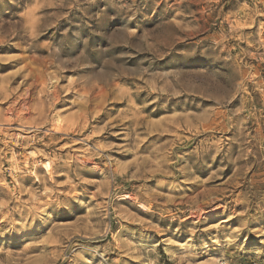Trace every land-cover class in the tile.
<instances>
[{
	"label": "rangeland",
	"instance_id": "obj_1",
	"mask_svg": "<svg viewBox=\"0 0 264 264\" xmlns=\"http://www.w3.org/2000/svg\"><path fill=\"white\" fill-rule=\"evenodd\" d=\"M264 264V0H0V264Z\"/></svg>",
	"mask_w": 264,
	"mask_h": 264
},
{
	"label": "built area",
	"instance_id": "obj_2",
	"mask_svg": "<svg viewBox=\"0 0 264 264\" xmlns=\"http://www.w3.org/2000/svg\"><path fill=\"white\" fill-rule=\"evenodd\" d=\"M218 264H229V263L227 261H225V260H221V261H219Z\"/></svg>",
	"mask_w": 264,
	"mask_h": 264
}]
</instances>
